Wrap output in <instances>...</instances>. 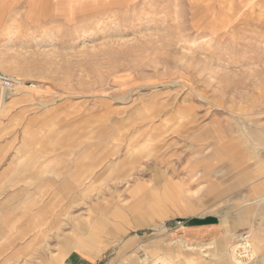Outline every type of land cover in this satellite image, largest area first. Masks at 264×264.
<instances>
[{
  "label": "rangeland",
  "instance_id": "rangeland-1",
  "mask_svg": "<svg viewBox=\"0 0 264 264\" xmlns=\"http://www.w3.org/2000/svg\"><path fill=\"white\" fill-rule=\"evenodd\" d=\"M0 75L26 199L0 264L253 258L218 235L264 229V0H0Z\"/></svg>",
  "mask_w": 264,
  "mask_h": 264
},
{
  "label": "crops",
  "instance_id": "crops-1",
  "mask_svg": "<svg viewBox=\"0 0 264 264\" xmlns=\"http://www.w3.org/2000/svg\"><path fill=\"white\" fill-rule=\"evenodd\" d=\"M10 138V139H9ZM20 152V153H18ZM34 161V159H33ZM23 162V143H15L13 138L11 139V136H7V138L0 142V246H2L1 241H3V233H7L5 229L10 226H14L17 221V213H15L13 210L22 208L23 204L25 203V188H24V173H23V167L21 166L18 168L16 165L17 163ZM97 165V162H92L88 167H93ZM77 168H80V165L77 166ZM199 173H202V171L199 170ZM27 193H30V190L28 189ZM31 193L38 194L39 188L36 187L31 191ZM32 196V195H31ZM33 197V196H32ZM30 200L29 197L27 199ZM263 199L259 198L257 199L258 202H261ZM39 212V211H38ZM38 214V213H37ZM250 219V217L248 218ZM210 220V218L208 219ZM264 226V225H263ZM189 230V229H188ZM96 229H92V232H95ZM98 231V230H97ZM215 230V228L210 229H203V228H195L190 229V235L192 237H195L196 239L202 238V237H209V236H217L216 234L219 232ZM215 232V233H213ZM234 231L226 225L224 227L223 233L224 236L221 234L218 235V237H222L225 241L229 242V246L227 247V250L230 248V246L233 245V242L231 239H236L235 242L239 239L240 236H244L242 240L247 239L254 244L255 248V254L253 258L250 260L248 264H264V254L261 253L258 254V251L261 249V242L264 239V229L261 225L259 226H248L247 233H239L234 234ZM96 236V235H95ZM219 237V238H220ZM114 240H122L120 236H115ZM93 241L92 237L88 238V245ZM123 246L126 247L131 243V239L122 241ZM214 242H206L205 245L211 246ZM73 244V243H68ZM66 245V246H67ZM1 248V247H0ZM264 250V247L262 248ZM70 250H76L83 254L85 257L89 259H94L97 255H89L86 251V246L82 243H74V247ZM70 250L64 255L66 256ZM63 256V257H64ZM62 257V259H63ZM50 260V258L48 259ZM47 260V261H48ZM72 262L70 264H87L86 259L81 256L77 255L73 259H71ZM62 262V260H61ZM60 262V263H61ZM228 264H232L231 262H227ZM216 264V263H214Z\"/></svg>",
  "mask_w": 264,
  "mask_h": 264
},
{
  "label": "bare ground",
  "instance_id": "bare-ground-1",
  "mask_svg": "<svg viewBox=\"0 0 264 264\" xmlns=\"http://www.w3.org/2000/svg\"><path fill=\"white\" fill-rule=\"evenodd\" d=\"M243 238H244V237H243ZM181 244H182V243H181ZM185 246H186V245H185ZM188 246H189V245H188ZM188 246H187V247H188ZM238 246H239V248H241V247H240V246H242L241 243H240V245H235V246H233V247L231 248V249H233L232 251H233V253H235V255L238 254V250H239ZM248 246H249V245H244V247H246L247 249H249ZM190 247H191V246H190ZM193 247H195V246H193ZM242 248H243V247H242ZM189 249H190V248H189ZM203 249H204V248H203ZM199 250H200V249H199ZM65 251H66V250H65ZM254 251H255V250H254ZM241 253H242V251H241ZM248 253H249V256H248V258H246V259H244V257H245L244 255H241L242 257L244 256V257H243L244 260H247V259L251 258V254H252V253L250 252V249L248 250ZM57 256H58V255H57ZM235 257H237L238 260H239L240 258H242V257H239V256H237V255H236ZM235 257H234V258H235ZM241 261H242V260L240 259V261H238V262H241ZM153 262H154V261H153ZM134 264H135V263H134ZM154 264H155V263H154Z\"/></svg>",
  "mask_w": 264,
  "mask_h": 264
},
{
  "label": "built area",
  "instance_id": "built-area-1",
  "mask_svg": "<svg viewBox=\"0 0 264 264\" xmlns=\"http://www.w3.org/2000/svg\"><path fill=\"white\" fill-rule=\"evenodd\" d=\"M0 80L5 86H10V81L5 76L0 75Z\"/></svg>",
  "mask_w": 264,
  "mask_h": 264
}]
</instances>
